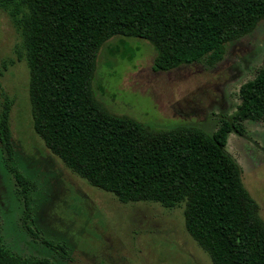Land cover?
<instances>
[{
	"label": "trees",
	"instance_id": "obj_1",
	"mask_svg": "<svg viewBox=\"0 0 264 264\" xmlns=\"http://www.w3.org/2000/svg\"><path fill=\"white\" fill-rule=\"evenodd\" d=\"M0 9L22 36L19 59L25 56L29 68L33 127L53 155L123 203L184 205L186 229L213 264H264L260 205L227 149L231 133L246 135V121L264 122V65L241 85L237 109L221 117L212 134L117 114L93 85L103 47L119 52L117 42L110 44L115 36L148 40L157 51L156 71L204 59L215 64L229 43L264 20V0H0ZM13 104L6 96L0 112L8 160L15 152ZM11 170L29 209V180ZM46 254L24 255L7 246L0 221V264H58Z\"/></svg>",
	"mask_w": 264,
	"mask_h": 264
},
{
	"label": "rangeland",
	"instance_id": "obj_2",
	"mask_svg": "<svg viewBox=\"0 0 264 264\" xmlns=\"http://www.w3.org/2000/svg\"><path fill=\"white\" fill-rule=\"evenodd\" d=\"M110 42H117L119 52L112 55L104 46L99 53L93 84L98 99L117 114L157 127L195 125L212 134L221 117L237 109L241 85L264 65V20L229 43L221 61L204 59L168 71L154 69L157 51L148 40L115 36ZM22 44L9 13L0 9V112L6 96L14 99L12 160L0 142L6 245L24 255L48 253L58 264H213L186 229L184 205L123 203L51 153L33 127L29 68L25 56L19 59ZM245 124L246 135L231 133L227 149L242 166L244 183L264 219V122ZM13 166L29 180V209ZM47 240L65 249H52Z\"/></svg>",
	"mask_w": 264,
	"mask_h": 264
}]
</instances>
